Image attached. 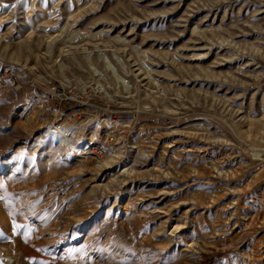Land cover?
Here are the masks:
<instances>
[{
	"label": "rangeland",
	"instance_id": "1",
	"mask_svg": "<svg viewBox=\"0 0 264 264\" xmlns=\"http://www.w3.org/2000/svg\"><path fill=\"white\" fill-rule=\"evenodd\" d=\"M0 264H264V0H0Z\"/></svg>",
	"mask_w": 264,
	"mask_h": 264
},
{
	"label": "built area",
	"instance_id": "2",
	"mask_svg": "<svg viewBox=\"0 0 264 264\" xmlns=\"http://www.w3.org/2000/svg\"><path fill=\"white\" fill-rule=\"evenodd\" d=\"M4 84L10 89L16 88V83L11 76H6L4 78ZM45 94L50 96L51 98H57L60 102L74 103L75 106L78 108V110L80 109L81 106L80 104L83 101L82 94L77 92L71 93L65 90L64 88L57 86L50 88L45 92ZM131 118L132 115L130 113H126L124 115L125 121H131ZM49 134L52 137H63V136L69 137L68 122L61 121L59 119L55 120L54 122L51 123ZM82 146H83L82 157L84 158V160L87 158H92V159L102 158L103 151L95 142H91L90 140L86 139L84 140ZM75 159L82 160V158H75Z\"/></svg>",
	"mask_w": 264,
	"mask_h": 264
},
{
	"label": "bare ground",
	"instance_id": "3",
	"mask_svg": "<svg viewBox=\"0 0 264 264\" xmlns=\"http://www.w3.org/2000/svg\"><path fill=\"white\" fill-rule=\"evenodd\" d=\"M115 73V72H114ZM120 80V79H119ZM123 83V82H122ZM113 124H117L116 122H112ZM67 137L68 136H63V137H61V138H63V140H62V145L63 146H67V143H68V139H67ZM83 150H80V151H78V153L77 154H72L70 151L68 152V151H66L67 152V156H72V157H81L82 156V152Z\"/></svg>",
	"mask_w": 264,
	"mask_h": 264
},
{
	"label": "snow or ice",
	"instance_id": "4",
	"mask_svg": "<svg viewBox=\"0 0 264 264\" xmlns=\"http://www.w3.org/2000/svg\"><path fill=\"white\" fill-rule=\"evenodd\" d=\"M6 7V6H5Z\"/></svg>",
	"mask_w": 264,
	"mask_h": 264
}]
</instances>
